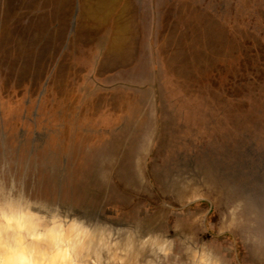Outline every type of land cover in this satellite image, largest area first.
Instances as JSON below:
<instances>
[{
    "label": "rangeland",
    "instance_id": "rangeland-1",
    "mask_svg": "<svg viewBox=\"0 0 264 264\" xmlns=\"http://www.w3.org/2000/svg\"><path fill=\"white\" fill-rule=\"evenodd\" d=\"M256 180L264 0H0V205L19 200L38 218L0 210L13 241L0 264L24 243L41 264H96L81 239L73 251L44 239L67 234L82 207L114 228L141 226L140 238L160 227L172 245L155 244L157 264H193V245L248 264L222 228L248 209L243 193L233 203L234 182Z\"/></svg>",
    "mask_w": 264,
    "mask_h": 264
},
{
    "label": "bare ground",
    "instance_id": "bare-ground-1",
    "mask_svg": "<svg viewBox=\"0 0 264 264\" xmlns=\"http://www.w3.org/2000/svg\"><path fill=\"white\" fill-rule=\"evenodd\" d=\"M1 200H2L1 201L2 205H0V210L4 212V214L7 213L6 215H8L11 212H13L15 216H18V215H22V213H26L25 219L26 217L29 218L28 220L32 222L31 225H33L34 227H38L37 226L38 218H32L31 216L27 215L28 212L33 211V208L29 204L23 202L19 203V200L9 199V198L7 199L5 197H2ZM80 211H81V215L72 220L73 224L72 226L69 227V231L67 232V234H65L63 230H59V232L56 235H53L51 238L48 235H45L44 236L45 241L50 239L52 245L55 246L56 249L60 247L63 243H65L66 245L68 244L69 247L72 246V251H73V249L76 248V244L79 242V239H81L83 241V247L87 249L88 254L96 264H112V263L123 264L125 262L123 258L117 259L118 250L119 249L126 250L127 248L133 249L137 243H139L141 246L143 245L144 248L146 247L147 248L144 251L141 250V255L136 256L135 261L133 260L132 262L131 260H126L127 261L126 263L127 264L130 263L157 264V259L160 260L165 252H159V249L156 250L157 249L156 245H159V247L171 248L172 241L170 239H167L165 236H163V233L159 235L161 233L160 232L161 229L156 225L150 226L149 224V227L151 228L150 230L151 233L148 232L144 238H140L141 226L135 227L133 231H129L133 233L128 234L129 232L125 230H121L116 227L114 228V226H111L109 224H104L103 222H100V220L98 221L97 218L98 216L96 214H91V212L87 211V209L84 207H82ZM21 224L24 225L25 223L21 222ZM4 228L5 226L2 228V230ZM156 228H159L160 231L158 232L157 230H154ZM2 230H0L1 231L0 233L3 234L5 232L3 234L4 235L3 239H6L7 242H5V240H3L2 242V240L0 239V246H2L1 248L5 250V247L9 246L12 249L11 242L13 241L10 242V238H8L9 236L8 231L6 230L2 231ZM32 231L33 232H29L30 235L35 234L34 238L42 239V237H40L41 234L37 235V231L40 233L43 232L44 234L46 230L45 228H42V229H37V231L35 230L36 233H34V230ZM114 234L115 236H113ZM180 234L181 232H179L178 235ZM123 235L126 236L122 240L119 237ZM160 237L164 238L165 241L161 240ZM156 238H159V240L156 241L155 240ZM186 240L189 241L190 244L192 243L190 239H186ZM20 243H24L23 238H20ZM144 244H146V247ZM21 245L24 246L25 248L19 252H17V250H9L7 248L6 251H10L9 253L12 254V256L7 255L8 259H10L11 257L10 259L11 262L8 264H41V261L39 260V256H36V254H34L35 251H37V248L32 249L29 244L25 245V243ZM37 247H40V245L38 244ZM136 248H138V245ZM28 249L30 250L29 254L27 251ZM189 249L193 256H195L197 252H200L199 254L200 259L198 258V260L197 259L193 260L192 261L193 264H224L220 261L218 256H215L216 254L211 250H207L206 248L205 249L196 248L195 245L191 246ZM75 253L77 255H80L79 252H75ZM81 262H84V264H86L85 261H81Z\"/></svg>",
    "mask_w": 264,
    "mask_h": 264
},
{
    "label": "crops",
    "instance_id": "crops-1",
    "mask_svg": "<svg viewBox=\"0 0 264 264\" xmlns=\"http://www.w3.org/2000/svg\"><path fill=\"white\" fill-rule=\"evenodd\" d=\"M139 178L142 180L140 176ZM234 183L239 187L231 195L233 203H238V198L243 193L248 196V209L244 213L233 212L236 222L227 224L229 227L223 225L222 231L230 233L234 242L242 248L243 254L248 257V264H264V181H249L243 189H240V181Z\"/></svg>",
    "mask_w": 264,
    "mask_h": 264
},
{
    "label": "water",
    "instance_id": "water-1",
    "mask_svg": "<svg viewBox=\"0 0 264 264\" xmlns=\"http://www.w3.org/2000/svg\"><path fill=\"white\" fill-rule=\"evenodd\" d=\"M249 155H250V152H247ZM247 153H245V154H247ZM250 157V156H249ZM79 217V216H78Z\"/></svg>",
    "mask_w": 264,
    "mask_h": 264
},
{
    "label": "flooded vegetation",
    "instance_id": "flooded-vegetation-1",
    "mask_svg": "<svg viewBox=\"0 0 264 264\" xmlns=\"http://www.w3.org/2000/svg\"><path fill=\"white\" fill-rule=\"evenodd\" d=\"M164 177H165V175L162 177V180H163Z\"/></svg>",
    "mask_w": 264,
    "mask_h": 264
}]
</instances>
